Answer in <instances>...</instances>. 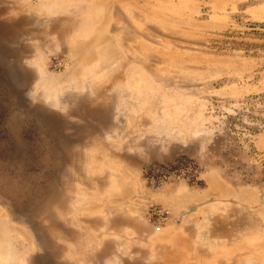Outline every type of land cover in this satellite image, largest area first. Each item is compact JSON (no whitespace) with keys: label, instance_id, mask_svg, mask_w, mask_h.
Instances as JSON below:
<instances>
[{"label":"rangeland","instance_id":"rangeland-1","mask_svg":"<svg viewBox=\"0 0 264 264\" xmlns=\"http://www.w3.org/2000/svg\"><path fill=\"white\" fill-rule=\"evenodd\" d=\"M58 14L0 0V74L11 99L6 68L25 88L43 149L34 176L0 172V264H264V0ZM180 185L214 198L187 236L130 237L134 216L190 215L163 205Z\"/></svg>","mask_w":264,"mask_h":264},{"label":"flooded vegetation","instance_id":"flooded-vegetation-1","mask_svg":"<svg viewBox=\"0 0 264 264\" xmlns=\"http://www.w3.org/2000/svg\"><path fill=\"white\" fill-rule=\"evenodd\" d=\"M3 77V74H0V161L3 163L0 165V172L7 174V170L18 179L25 180L24 177L34 176L41 165L43 149L41 140L37 139V115L35 110L27 107L20 93L16 99L10 98L11 90ZM10 127H13L12 130L18 127L19 133L10 135ZM3 202L1 201L3 206L13 210L10 204ZM53 244L51 240V245ZM37 256L39 255L34 258ZM47 261L50 262L49 259Z\"/></svg>","mask_w":264,"mask_h":264},{"label":"crops","instance_id":"crops-1","mask_svg":"<svg viewBox=\"0 0 264 264\" xmlns=\"http://www.w3.org/2000/svg\"><path fill=\"white\" fill-rule=\"evenodd\" d=\"M105 0H7V3L12 6H20L23 9H43L54 11L57 15L58 10L65 8L67 6H76L83 3H89L93 6L99 7ZM258 146L264 147V133H260L257 136ZM174 190L171 193H162L166 201L163 204L168 206L170 209L173 204L178 203L179 206L189 208L188 217L183 220L182 218L178 219L177 217L170 218L169 221L161 227L153 228L152 225L148 222H142L138 220V217L134 216V224L127 227V231L130 237L135 238H144L143 241L149 243H179L183 238L187 236V231L189 230V223L197 220L198 216L201 215L202 206L208 199L205 198L203 190H191L186 186H174ZM154 199H159L158 193L152 194ZM156 196V197H155ZM217 197V196H216ZM194 199L195 202L193 201ZM214 199V198H213ZM211 201V200H210ZM174 211V210H173ZM182 219V220H181ZM142 237V238H141ZM227 245H225L226 248Z\"/></svg>","mask_w":264,"mask_h":264},{"label":"built area","instance_id":"built-area-1","mask_svg":"<svg viewBox=\"0 0 264 264\" xmlns=\"http://www.w3.org/2000/svg\"><path fill=\"white\" fill-rule=\"evenodd\" d=\"M169 210H163L161 208H152L150 211L151 217L154 218V222L158 225L165 224L169 218Z\"/></svg>","mask_w":264,"mask_h":264},{"label":"water","instance_id":"water-1","mask_svg":"<svg viewBox=\"0 0 264 264\" xmlns=\"http://www.w3.org/2000/svg\"><path fill=\"white\" fill-rule=\"evenodd\" d=\"M6 72L9 75L10 80L8 81L10 87L17 93L21 94V97H25V88L22 87L16 80L13 79L11 72L9 69L6 68Z\"/></svg>","mask_w":264,"mask_h":264},{"label":"trees","instance_id":"trees-1","mask_svg":"<svg viewBox=\"0 0 264 264\" xmlns=\"http://www.w3.org/2000/svg\"><path fill=\"white\" fill-rule=\"evenodd\" d=\"M172 168H174V167H172ZM151 173H149V175H150ZM156 177V176H155ZM203 183V182H202Z\"/></svg>","mask_w":264,"mask_h":264}]
</instances>
